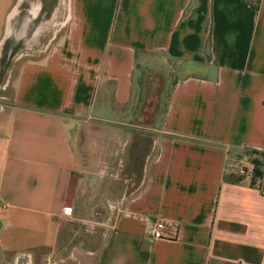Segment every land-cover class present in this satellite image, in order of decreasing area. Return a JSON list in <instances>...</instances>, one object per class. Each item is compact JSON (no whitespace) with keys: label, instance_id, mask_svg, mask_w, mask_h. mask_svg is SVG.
I'll return each mask as SVG.
<instances>
[{"label":"crops","instance_id":"0c3cea01","mask_svg":"<svg viewBox=\"0 0 264 264\" xmlns=\"http://www.w3.org/2000/svg\"><path fill=\"white\" fill-rule=\"evenodd\" d=\"M40 10L0 0V37ZM66 20L0 118L2 249L56 246L69 190L103 164L112 214L83 264H264V196L234 170L264 153V0H70ZM164 62L160 127L130 121L136 71Z\"/></svg>","mask_w":264,"mask_h":264},{"label":"rangeland","instance_id":"374dc122","mask_svg":"<svg viewBox=\"0 0 264 264\" xmlns=\"http://www.w3.org/2000/svg\"><path fill=\"white\" fill-rule=\"evenodd\" d=\"M69 2L70 0H41L38 17L31 21L22 36H16L18 31L13 26L12 36H6L5 33L3 38L0 37V118L5 115L11 104L13 80L20 64L26 58L47 51L46 46L52 32L67 21ZM25 6L24 3L21 5V11L16 18H21L26 13ZM13 20L11 19V22ZM189 71L192 70H186ZM174 80V73L165 62L163 66L151 65L146 69H138L133 80L134 89L129 104L134 112L130 121L141 126L159 128L166 98ZM103 167L101 164L97 168L96 175L90 181L95 190L89 189L77 198H74L71 189L69 190L65 201L67 205H71L69 207L72 208L73 214L69 219H62L65 222L63 236L56 246L37 250L24 244H13L10 249L3 250L0 243V264H83L74 254L81 252V249L97 247V242L101 240L112 214L106 211L108 196H105V191L101 189V185L108 183L106 177L109 176L106 169L101 172ZM84 183L83 179L82 187ZM9 228L14 235L13 231L16 229L10 225Z\"/></svg>","mask_w":264,"mask_h":264},{"label":"built area","instance_id":"2783aa9c","mask_svg":"<svg viewBox=\"0 0 264 264\" xmlns=\"http://www.w3.org/2000/svg\"><path fill=\"white\" fill-rule=\"evenodd\" d=\"M234 168H236V173L242 180H245L251 188L264 196V172H258L255 163L251 160L237 159L234 163ZM72 214L73 211L71 207L66 206L63 208L62 217L64 219L71 218ZM165 228L166 225L163 221H157L154 225L153 237L162 239L168 238V235L163 233Z\"/></svg>","mask_w":264,"mask_h":264},{"label":"trees","instance_id":"16d2710c","mask_svg":"<svg viewBox=\"0 0 264 264\" xmlns=\"http://www.w3.org/2000/svg\"><path fill=\"white\" fill-rule=\"evenodd\" d=\"M258 152L255 151V150H251L249 152V154L251 155V158L250 160L256 164V167H257V171L258 172H264V153L263 154H260L261 156H256L255 154H257ZM235 170V168H234ZM237 177L239 179H241L240 176L237 175Z\"/></svg>","mask_w":264,"mask_h":264}]
</instances>
